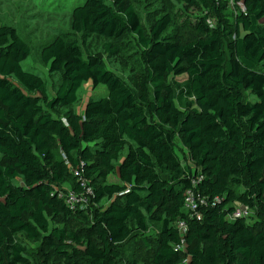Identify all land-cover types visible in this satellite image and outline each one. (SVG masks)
Instances as JSON below:
<instances>
[{
    "label": "trees",
    "instance_id": "obj_1",
    "mask_svg": "<svg viewBox=\"0 0 264 264\" xmlns=\"http://www.w3.org/2000/svg\"><path fill=\"white\" fill-rule=\"evenodd\" d=\"M182 1L204 13L189 33L170 32L167 11L145 32L132 0L73 9L40 50L59 77L51 97L21 67L28 44L0 26V264H264V0H237V14ZM92 37L108 58L133 40L131 84L83 51ZM85 84L107 94L80 114ZM81 182L92 194L71 209ZM189 191L207 201L199 221Z\"/></svg>",
    "mask_w": 264,
    "mask_h": 264
},
{
    "label": "rangeland",
    "instance_id": "obj_2",
    "mask_svg": "<svg viewBox=\"0 0 264 264\" xmlns=\"http://www.w3.org/2000/svg\"><path fill=\"white\" fill-rule=\"evenodd\" d=\"M86 0H0V26L14 28L20 38L24 40L29 48V56L21 63L24 71L36 74L47 83L48 97H51L59 82L58 75H50L48 66L44 65L40 59V50L50 43L56 36L70 30V19L73 9L84 4ZM136 7L141 24L145 32L149 31L152 21L157 18L162 11L170 12L173 17V29L178 28L179 33L188 31L196 23L197 19L203 16V11L187 7L182 0H132ZM211 26L213 22L209 20ZM175 33H177L175 31ZM189 33V32H184ZM103 40L92 37L85 45V53L97 54L101 56L108 70L113 71L124 81L131 84L130 76L133 70L140 67L138 54L133 40H124L123 43H131L133 48L124 49L120 56L108 58L102 51ZM181 79V78H180ZM89 84H85L81 89L83 100L87 98H102L106 96L107 90L104 86H98L92 90ZM89 91L90 94H85ZM249 100L255 102L254 96ZM84 101V103H85ZM179 146V140H175ZM180 149L178 147V154ZM181 152V151H180ZM23 239V238H22ZM27 248L33 245L24 239L22 240ZM142 263V262H140Z\"/></svg>",
    "mask_w": 264,
    "mask_h": 264
},
{
    "label": "built area",
    "instance_id": "obj_3",
    "mask_svg": "<svg viewBox=\"0 0 264 264\" xmlns=\"http://www.w3.org/2000/svg\"><path fill=\"white\" fill-rule=\"evenodd\" d=\"M228 4V6L234 11L235 14L244 12V7L237 2V0H221ZM209 25V20L207 21ZM211 27V26H210ZM74 175L79 177L81 180V176L79 172L76 170L74 171ZM81 185L84 187V190L82 193H74L70 192L66 196V205L74 209L76 206L83 207L88 201L89 196L92 194V191L89 188H85L84 182H81ZM185 209L188 210L193 218H195L197 221L201 219V209L205 206H207V201L202 199L199 196H195L193 192L189 191L185 195ZM248 216V210L247 208L240 207L238 208L235 213H233L232 218L238 219ZM179 229L182 235L186 233V226L183 223L179 224ZM178 249H181V247H178Z\"/></svg>",
    "mask_w": 264,
    "mask_h": 264
},
{
    "label": "crops",
    "instance_id": "obj_4",
    "mask_svg": "<svg viewBox=\"0 0 264 264\" xmlns=\"http://www.w3.org/2000/svg\"><path fill=\"white\" fill-rule=\"evenodd\" d=\"M87 85V84H86ZM92 91V90H91ZM91 93V92H90ZM89 91H87V93L85 94L86 96H88V94H90ZM88 99V98H87ZM84 101L83 97H82V102L80 103V105L76 108L77 112H79L80 114L83 112V106H84Z\"/></svg>",
    "mask_w": 264,
    "mask_h": 264
}]
</instances>
